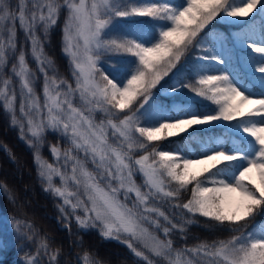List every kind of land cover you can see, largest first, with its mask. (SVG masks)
I'll return each mask as SVG.
<instances>
[{
    "label": "snow or ice",
    "instance_id": "obj_1",
    "mask_svg": "<svg viewBox=\"0 0 264 264\" xmlns=\"http://www.w3.org/2000/svg\"><path fill=\"white\" fill-rule=\"evenodd\" d=\"M62 9L67 10L64 52L73 68L75 86L49 74L52 61L45 56L37 34L42 29L47 35ZM256 12L264 16V0H181L176 4L164 0H31L30 7L26 0H19L15 10L9 0H0V68L10 55L15 56L11 71L19 81L20 112L27 117L28 132L33 138L30 144L36 147L49 129L67 137L71 148L65 157L66 164L71 163L70 174L43 160L38 147L35 159L40 176L47 182L46 190L63 198V204L73 212L82 208L83 216L76 217L81 227L99 225L105 238H119L123 233L168 264H193L185 254L201 252L212 258L201 264H264V230H243L257 214H264V46H258L247 35L241 39V44L247 41L246 47L260 54H244L240 66H246V71L241 76L227 67H215L225 64L224 40H205L213 21L244 20ZM121 21H130L127 31L117 30ZM154 21L162 23L157 26ZM17 22L43 75L42 106L25 51L21 49L16 55ZM153 30L158 35L153 36ZM109 54H130L135 60L128 62L122 74L112 75L101 62ZM257 73L261 75L257 77ZM186 77L195 78V82H185ZM257 79L258 94L248 86ZM12 83L11 78H0V101L13 114L15 124L17 94L10 88ZM153 89H157L156 94ZM182 89L195 95L178 107L175 115H170L163 98L157 102L156 95L163 90L174 99ZM196 97L212 101L216 108H209ZM96 112L103 113L106 119L96 123ZM218 127L238 135L241 144L232 148L219 143L202 144L198 152L188 155L178 148L167 151L153 146L148 151L152 141L189 129V136H193ZM136 149L145 154L133 159ZM51 151L58 155L55 146ZM74 151L83 152L84 159L74 155ZM88 161L99 176L88 169ZM137 169L144 180L143 188L134 180ZM53 174L60 177L61 187L53 185ZM165 177L174 188L166 187ZM104 182L107 188L102 186ZM70 183L77 189L83 187L84 198L70 189ZM189 191L190 198L179 202L182 194ZM121 192L125 200L128 194L135 195L133 207L121 202ZM161 197L177 201L172 204L174 209L198 214L221 226H232L239 235L212 245L202 243L195 248L174 250L170 238H159L142 223L160 229L159 222L149 215L155 214L170 225L162 229L165 237L177 228L184 231L183 225L174 223L153 204ZM137 205L139 212L134 210ZM21 224L15 220L13 228L22 238L32 240L29 226L22 229ZM131 240L123 242L136 257L153 264ZM40 246L48 248L43 241ZM83 260L84 264H98L88 253ZM50 261H57V253L50 255ZM26 264H36L35 258L26 256Z\"/></svg>",
    "mask_w": 264,
    "mask_h": 264
},
{
    "label": "trees",
    "instance_id": "obj_2",
    "mask_svg": "<svg viewBox=\"0 0 264 264\" xmlns=\"http://www.w3.org/2000/svg\"><path fill=\"white\" fill-rule=\"evenodd\" d=\"M179 1L181 0H164V2L173 4ZM154 2H161V0H154ZM9 3L12 5L13 10H15L19 4V0H9ZM66 15L67 10L62 9L56 24L49 29L47 35L44 34L42 29L37 34L41 37L45 56L52 61V67L49 68L52 75L55 74L57 78H63L73 83V68L68 56L64 54L63 27ZM263 21L264 16L256 12L249 18H246L238 27H234L229 23L219 24L225 29L224 35L233 46L229 51L230 55L226 63L232 68L233 72L241 76L245 75L246 71V66H240L243 65L244 54L247 53L254 57H259L260 55L246 47L247 41L241 44V39L247 35L258 45L255 32L258 24ZM129 23L130 21H121L116 26L117 30L121 32L127 31ZM153 23L159 26L162 22L154 21ZM218 23L215 21V23L209 26L205 40H216L218 38V35L214 33V24ZM16 28L18 44L16 55L23 49L30 70L40 79L41 73L31 56L26 35L17 25ZM156 35L158 33L153 30V36ZM12 57V59H15V56L12 55ZM134 60L135 57H132L130 54H109L104 56L101 62L107 73L120 75L128 65V62ZM238 61L240 62L239 65ZM12 65L13 61L8 58V62L0 68V78H11L16 84V78L10 71ZM215 67H223V65H215ZM260 75L259 73L256 74L257 77ZM165 80H168V78L166 77ZM185 82L194 83L195 78L186 77ZM124 83H126V79ZM161 83L164 84V81ZM248 86L253 92L257 94L260 92L258 79L249 82ZM15 91L18 93L17 85H15ZM153 93L156 94L157 89H153ZM194 95L188 89H182L181 93L173 99L171 96H166L159 92L156 95V100L157 102H161V98H163L169 114L175 115L177 108L183 107L187 99ZM196 99L208 105L209 108H216V105L212 101L202 97H196ZM99 116L105 117L103 113H94L95 120L100 118ZM223 123L227 124L229 122ZM231 123L235 124V121ZM189 132H191V129L174 137L152 141L150 142L148 151L151 152V147L153 146L157 147L158 150L167 151H174L178 148L184 155H188L189 153L198 152L202 144H216L220 136H224L223 146L226 148H232L234 145L241 144L240 137L228 132L224 127L215 128L207 133H195L193 136H189ZM137 136H139L138 133ZM248 139L251 140L250 137ZM32 140L33 138L29 132L20 129L12 122V114L4 108L3 102L0 101V264H26V256L28 255L35 258L36 264H84L83 256L85 253H88L98 264H148L147 260L136 257L127 244L123 242L124 239L131 240V237L119 235V238L116 236L105 238L101 234V227L99 225L96 227H81L76 217L77 215L83 216L82 208L73 212L70 206L63 204V198L56 196L51 190H46L48 188L47 182L40 176V168L35 159L36 148H39L42 159L49 163L50 153L52 152L51 148L53 146L60 153H65L71 148L67 137L60 132L47 130L43 135L42 142L36 147L30 144ZM144 142L149 143L147 141ZM144 154L145 152L136 149L134 150L133 159H137ZM74 155L84 159V155L79 152L74 151ZM86 166L90 171L98 173L90 161L87 162ZM165 180L166 187H175L174 184L167 182L166 177ZM103 184L108 186L105 182ZM136 184L143 188L140 181H137ZM70 189L74 190L75 187ZM78 192L80 197L84 198L81 190H78ZM118 198L129 207H133L135 203L134 194H128V199L125 200L124 193L121 192L118 194ZM187 198H190V191L183 193L179 202H186ZM71 199L75 200L74 197ZM176 202L175 200L169 202V198L161 197L158 201H154L153 204L158 206L161 211H164L174 223L183 225V232L177 228L172 230L169 237H165L162 229L164 226L170 227V225L164 221L163 217H157L155 214L149 215L152 219L159 222L161 225L160 229H157L148 222H142L149 232L157 235L159 238H170L173 241L174 250L195 248L202 243L212 245L219 241H227L232 235H239L238 232H233L232 226H221L198 214L193 216L187 213L186 210L174 209L172 204ZM62 208L66 210L62 211ZM134 210L137 212L141 211L138 205ZM15 220L22 222V229L24 226H29V234L32 235V240H26L17 233L16 229L13 228ZM241 224L244 225L245 222H241ZM260 229L264 230V214H257L243 228L245 233L258 232ZM41 241L48 245L47 249L40 246ZM131 242L153 264H168V261L163 257L155 256L138 242L134 240H131ZM37 249H39V252ZM54 252L57 253V261L52 262L50 261V255ZM197 256H199L196 259L197 264H201L203 260L212 259L211 257H205L203 252Z\"/></svg>",
    "mask_w": 264,
    "mask_h": 264
},
{
    "label": "rangeland",
    "instance_id": "obj_3",
    "mask_svg": "<svg viewBox=\"0 0 264 264\" xmlns=\"http://www.w3.org/2000/svg\"><path fill=\"white\" fill-rule=\"evenodd\" d=\"M181 1H179L178 3H180ZM26 3L29 5V7H30V4H31V0H26ZM246 19V18H245ZM244 19V20H245ZM244 20H241V19H239V18H237L235 21H231V20H228V21H226V20H224V19H220V20H217L216 22H219L218 24H214L215 26V28H214V33L216 34V35H218V37L219 38H222L223 40H224V42H225V64L223 65V67H227L230 71H232V68L230 67V66H228L227 65V63H226V61H227V58L229 57V55H230V53H229V51H230V49H232L233 48V46L231 45V43L229 42V40L227 39V37L224 35L225 34V32H224V28H223V26L221 27L219 24H221V23H229V24H231V25H233L234 27H238L239 26V24L240 23H242ZM213 23H215V21H213L212 22V24ZM17 26L19 27V22H17ZM20 28V27H19ZM255 37H256V39L258 40V46H264V43H262V41H264V21L263 22H261L260 24H258V26H257V28H256V32H255ZM63 43H64V41H63ZM29 49H30V53H31V46H30V43H29ZM64 54H65V52H64ZM66 55V54H65ZM31 56H32V54H31ZM67 56V55H66ZM33 57V56H32ZM9 58L13 61V63H15L16 62V60L15 59H12L13 57H12V55H10L9 56ZM69 58V57H68ZM33 59H34V61H35V63H36V65H37V67H38V69H40V65H38L37 64V62H36V60H35V58L33 57ZM70 60V59H69ZM45 67H47V65H45ZM12 69V68H11ZM11 71V70H10ZM40 71V70H39ZM48 71H49V74L50 75H52V72H51V70L50 69H48ZM32 72V71H31ZM233 72V71H232ZM11 73H12V71H11ZM33 73V72H32ZM41 73V72H40ZM13 74V73H12ZM34 74V73H33ZM13 76H14V74H13ZM15 77V76H14ZM16 78V77H15ZM16 84L13 82L12 83V85H10V88H12V89H15V85H17V91H18V93H16L17 94V101H16V103H15V115H16V118H17V123H15L20 129H22L21 128V125H23V129L22 130H24V131H27L28 132V128H27V117L26 116H24L21 112H20V103H19V92H20V87H19V81H18V78H16ZM169 83H171V81H169ZM73 86H75V80H74V78H73ZM33 87H34V90H35V93H36V96L39 98V102H40V104H41V106L43 105V103H44V97H43V75H42V73H41V78L40 79H38L37 78V76L34 74V80H33ZM160 94H165L164 93V91L163 90H161L160 91ZM256 98H259V96L257 95V97ZM76 104H77V106H79V99H78V96H77V99H76ZM11 113V112H10ZM12 114V113H11ZM13 115V114H12ZM100 118H97L96 120H95V122L96 123H99V119L101 120V119H106V117H101V116H99ZM158 126V125H157ZM200 127H202V126H200ZM49 130H51V129H49ZM51 131H53V130H51ZM58 132V131H57ZM62 135H63V133L62 132H60ZM224 136H220V137H218V139H217V143H219V144H221V145H223V142H224V138H223ZM112 140V138H111V135H110V141ZM80 154H83V152H79ZM84 155V154H83ZM149 162H151V161H149ZM50 164H52L54 167H58V168H60V170L62 171V172H64L65 174H70V172H71V163L70 162H68L67 164H66V157H65V153H60L59 151H58V155L57 154H54L53 152H51L50 153V162H49ZM94 166V165H93ZM97 176H99V172L97 173H95ZM134 180H135V182H139L140 181V183H141V185L143 186L144 185V180H143V177H142V175L139 173V171H138V169L135 171V174H134ZM52 183H53V185L54 186H56V187H61V182H60V177L59 176H57V175H55V174H53V177H52ZM106 184H107V182H105ZM113 185L114 186H116V184H115V182H113ZM102 186L103 187H105V188H107V186L106 185H104V184H102ZM69 187L70 188H72V187H75V189L73 190V191H78V190H81V192H82V194H83V187L81 186L79 189H77L76 188V186L75 185H73V184H69ZM72 190V189H71ZM84 196V195H83ZM144 226V225H143ZM145 227V226H144ZM261 230V229H260ZM260 230H258V232L260 231ZM119 235H125V234H123V233H120ZM114 237V236H113ZM134 241H136V242H138L139 244H141L139 241H137V240H134ZM142 245V244H141ZM143 246V245H142ZM149 250V249H148ZM186 256H187V258L189 259V260H191L192 262H193V264H197L196 263V259L197 258H199V256H197V255H189V253H186L185 254ZM172 259H175V256L173 255L172 256ZM181 259H183V257L181 258Z\"/></svg>",
    "mask_w": 264,
    "mask_h": 264
}]
</instances>
